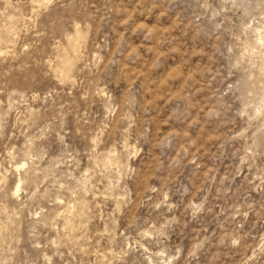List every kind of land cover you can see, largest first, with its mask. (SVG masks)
I'll return each mask as SVG.
<instances>
[{"label": "rangeland", "instance_id": "obj_1", "mask_svg": "<svg viewBox=\"0 0 264 264\" xmlns=\"http://www.w3.org/2000/svg\"><path fill=\"white\" fill-rule=\"evenodd\" d=\"M0 264H264V0H0Z\"/></svg>", "mask_w": 264, "mask_h": 264}, {"label": "bare ground", "instance_id": "obj_2", "mask_svg": "<svg viewBox=\"0 0 264 264\" xmlns=\"http://www.w3.org/2000/svg\"><path fill=\"white\" fill-rule=\"evenodd\" d=\"M13 18V17H12ZM14 19V18H13ZM14 21V20H13ZM4 30V29H3ZM6 30V29H5Z\"/></svg>", "mask_w": 264, "mask_h": 264}]
</instances>
